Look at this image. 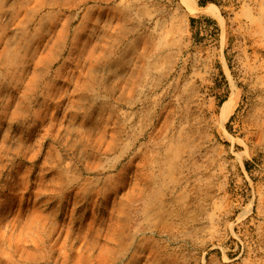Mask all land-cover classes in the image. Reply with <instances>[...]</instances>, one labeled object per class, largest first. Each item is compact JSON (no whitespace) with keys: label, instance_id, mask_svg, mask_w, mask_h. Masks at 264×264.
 <instances>
[{"label":"rangeland","instance_id":"obj_1","mask_svg":"<svg viewBox=\"0 0 264 264\" xmlns=\"http://www.w3.org/2000/svg\"><path fill=\"white\" fill-rule=\"evenodd\" d=\"M0 264H264V0H0Z\"/></svg>","mask_w":264,"mask_h":264},{"label":"bare ground","instance_id":"obj_2","mask_svg":"<svg viewBox=\"0 0 264 264\" xmlns=\"http://www.w3.org/2000/svg\"><path fill=\"white\" fill-rule=\"evenodd\" d=\"M189 9L191 10V11H193V8H191L190 6H189ZM209 12H212V14H213V9H209L208 10ZM232 110H233V103L232 102H226L225 104H224V106H223V108H222V113H221V118L223 119V118H227L230 114H231V112H232ZM223 120H225V119H223Z\"/></svg>","mask_w":264,"mask_h":264}]
</instances>
